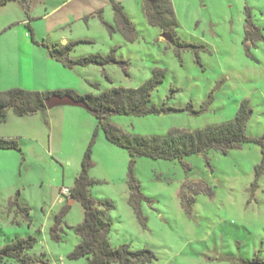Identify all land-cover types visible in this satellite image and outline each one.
Listing matches in <instances>:
<instances>
[{
  "label": "rangeland",
  "instance_id": "rangeland-1",
  "mask_svg": "<svg viewBox=\"0 0 264 264\" xmlns=\"http://www.w3.org/2000/svg\"><path fill=\"white\" fill-rule=\"evenodd\" d=\"M61 1L26 0L0 12V86L98 95L119 87L138 88L155 70H162L165 78L153 92L152 103L184 111L108 119L129 134L146 137L230 122L244 100L250 101L253 111L247 136L258 142H246L228 154L212 150L192 155L184 163L137 159L134 175L144 196L143 223L129 204L128 152L94 146V152L98 150L90 177L96 182L89 194L97 202L114 204L107 213L112 246L148 248L156 255L150 264L264 261V0H171L178 26L168 30L149 22L150 0L144 8V0H114L133 27V40L117 27L112 0H71L55 17L38 19L45 4ZM248 20L253 26L248 27ZM32 27L39 44L80 41L71 59L108 56L114 51L117 62L77 66L66 70L61 79L48 72V49L33 45ZM167 32L190 46L168 42L163 37ZM40 88L45 91L35 90ZM40 119V147L33 155L26 152L20 172L0 179V247L33 236L37 243L28 251L35 259L32 264H88V258H70L81 242L74 229L84 222V208L70 196L63 197L61 190L74 187L81 172V153L90 142L85 145L83 130L78 129L63 144L56 141L50 148V129ZM101 135L105 137L103 131ZM14 198L28 212H19L18 207L10 210ZM60 214L56 233L61 239L56 240L53 228ZM0 264L20 263L7 258Z\"/></svg>",
  "mask_w": 264,
  "mask_h": 264
},
{
  "label": "trees",
  "instance_id": "trees-1",
  "mask_svg": "<svg viewBox=\"0 0 264 264\" xmlns=\"http://www.w3.org/2000/svg\"><path fill=\"white\" fill-rule=\"evenodd\" d=\"M12 1L25 2L26 0H0V8ZM112 3L117 27L128 40H133L131 35L133 34V27L124 14L123 7L114 0H112ZM147 16L153 26H159L164 30L174 29L178 26L174 7L170 0H157L156 5H150ZM247 23L248 27L253 26L250 20ZM108 27L112 31L115 30L111 25H108ZM33 34L32 31V41L37 43L33 38ZM78 43L80 41H71L66 45H54L51 48L47 46V48H50L49 53L52 58L69 69L91 64L104 67L109 63L117 62L114 51L108 56L98 54L71 59L70 54ZM174 43L181 47L190 46L189 44L178 43L177 38H174ZM164 78V71L155 70L153 77L138 88L119 87L103 91L98 95H81L73 90L35 92L19 88L0 92V124L6 122L10 110H13L19 117L47 110L45 101L54 94H69L76 100L86 102L89 112L98 121L97 129L84 154L81 172L76 177L75 185L71 189V199L79 201L85 211L84 222L74 229L75 233L81 238V242L70 254L71 259L88 258V264H150L156 260L155 253L148 248L133 250L129 245L113 247L110 241L112 223L107 219V213L114 208V204L109 200L97 202L89 194V188L96 182L91 179L90 170L94 166L93 149L100 130L104 132L105 139L109 143L126 150L130 156L128 173L129 204L142 223L144 218L141 212V202L144 196L134 175V167L138 158L179 160L184 163L185 158L192 155H205L212 150L228 154L229 151L239 148L246 142H258V140L247 136V122L253 112L249 100H244L241 103L235 119L230 122L195 131H174L168 136L146 137L133 135L108 121L112 115L146 117L184 111V109L170 106L167 103L162 106L152 103V94L163 83ZM94 86L98 88L97 85ZM0 149L22 151L18 140L3 138H0ZM17 202L16 199L15 203L18 204ZM98 206H102L104 209H99ZM62 217L63 214L56 216V225L53 228L55 232L53 238L56 240L61 239L56 232L62 222ZM36 243L37 239L33 236L14 240L0 249V263L7 258H13L20 264L34 263L35 259L28 254V251L34 248ZM243 263L264 264V261L255 258L254 260H244Z\"/></svg>",
  "mask_w": 264,
  "mask_h": 264
},
{
  "label": "crops",
  "instance_id": "crops-1",
  "mask_svg": "<svg viewBox=\"0 0 264 264\" xmlns=\"http://www.w3.org/2000/svg\"><path fill=\"white\" fill-rule=\"evenodd\" d=\"M70 1L71 0H62L58 4L53 3V4H50L49 6L48 4H45V7H44L45 12L43 16L39 17L38 19L43 18V19L48 20V19H51L52 17H55L54 15L63 11L64 7L70 4ZM17 2L18 1L9 2L8 4L0 8V12H3L9 4L17 3ZM146 2L147 0L143 1V8ZM18 3L20 4V2ZM31 30L34 33L33 38L37 42V43H34L32 41L33 45L41 46L42 44L46 48L47 46L51 48L54 45H66L67 44L66 40L61 44L53 43L52 45H48L43 40L42 43L39 44L38 41L40 40H39L38 34L36 33V29L35 28L33 29L32 27ZM27 36L29 37L28 34ZM16 42H15V47L16 46L18 47L19 41L17 43ZM27 42H29V40ZM50 48H47L48 52ZM2 50L3 49L0 48V53ZM49 56L50 57L47 61V65L49 67L48 72H50L54 76L60 75V78L63 79L62 75H64L66 70H68L69 68L65 67L62 63L52 58L50 53H49ZM15 88H20V87H17V86L8 87L5 85H1L0 92H4V91L15 89ZM47 89L48 90L46 91L48 92L60 91V90L64 91L62 88H59L58 90H55V88H47ZM35 90L45 91L41 88L35 89ZM75 108H79V107H70V106L57 107L52 110L47 109L45 111H41V112L27 115L24 117H19L14 113L13 110H10L8 112L6 122H4L3 124H0V138L18 140L21 144L22 151L1 150L0 149V179H3V178L5 179L9 175L14 176L18 172H20L21 166L25 162L24 159H26L27 161L28 155L29 154L33 155L34 152L37 150V148L40 147L41 132H42L40 116L43 118L42 119L43 122L48 124V127L50 129L49 142H48L50 148L55 146L56 141H62V144H63V141L66 140L67 137H70L72 133H76L78 129L83 130V134L85 135V139H86L85 145H87L88 142H91L93 135L97 129V125H98V124L96 125V121L94 119L95 117L91 112L85 111L83 110V108L82 109H75ZM95 146L96 148H103L104 150H107L108 152L114 151V149H112L113 147L117 148V146L109 143L105 139V137L101 135V130L99 131V135H98ZM97 150L98 149H96L94 153H96ZM26 152L29 154H27ZM85 152L86 150H84V152L81 153V158L78 156L81 161V166H82V160L84 158ZM49 153H52V151H50ZM62 196L67 197L64 195ZM16 199L18 201L17 202L18 204L15 203ZM9 206H10V210L12 211H15L16 207H18V211L22 213L24 211L28 212L29 210L28 207H25L23 203H21L19 198L11 199L9 202ZM1 248L3 247H0V249Z\"/></svg>",
  "mask_w": 264,
  "mask_h": 264
},
{
  "label": "water",
  "instance_id": "water-1",
  "mask_svg": "<svg viewBox=\"0 0 264 264\" xmlns=\"http://www.w3.org/2000/svg\"><path fill=\"white\" fill-rule=\"evenodd\" d=\"M157 2V0H151V4L154 5ZM163 37L170 43H174V38L172 33L167 32L163 35ZM46 108L48 110H52L57 107H64V106H70V107H79L83 108L85 110L89 111V107L86 102L76 100L74 97H72L69 94L61 95V94H54L50 96L46 101ZM261 264V263H256Z\"/></svg>",
  "mask_w": 264,
  "mask_h": 264
},
{
  "label": "built area",
  "instance_id": "built-area-1",
  "mask_svg": "<svg viewBox=\"0 0 264 264\" xmlns=\"http://www.w3.org/2000/svg\"><path fill=\"white\" fill-rule=\"evenodd\" d=\"M61 194L64 195V196L69 197L71 195V190L67 189V188H64V189L61 190Z\"/></svg>",
  "mask_w": 264,
  "mask_h": 264
},
{
  "label": "flooded vegetation",
  "instance_id": "flooded-vegetation-1",
  "mask_svg": "<svg viewBox=\"0 0 264 264\" xmlns=\"http://www.w3.org/2000/svg\"><path fill=\"white\" fill-rule=\"evenodd\" d=\"M150 3H151V0H150Z\"/></svg>",
  "mask_w": 264,
  "mask_h": 264
}]
</instances>
